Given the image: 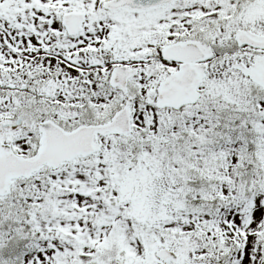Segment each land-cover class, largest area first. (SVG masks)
<instances>
[{
  "label": "snow or ice",
  "instance_id": "6c2138e0",
  "mask_svg": "<svg viewBox=\"0 0 264 264\" xmlns=\"http://www.w3.org/2000/svg\"><path fill=\"white\" fill-rule=\"evenodd\" d=\"M0 264H264V0H0Z\"/></svg>",
  "mask_w": 264,
  "mask_h": 264
}]
</instances>
